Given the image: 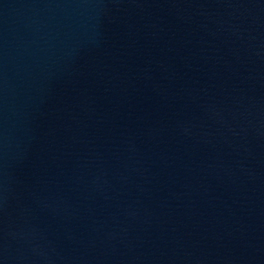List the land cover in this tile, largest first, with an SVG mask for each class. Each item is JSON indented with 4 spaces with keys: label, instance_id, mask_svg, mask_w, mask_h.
<instances>
[{
    "label": "water",
    "instance_id": "95a60500",
    "mask_svg": "<svg viewBox=\"0 0 264 264\" xmlns=\"http://www.w3.org/2000/svg\"><path fill=\"white\" fill-rule=\"evenodd\" d=\"M0 264H264V0H0Z\"/></svg>",
    "mask_w": 264,
    "mask_h": 264
}]
</instances>
